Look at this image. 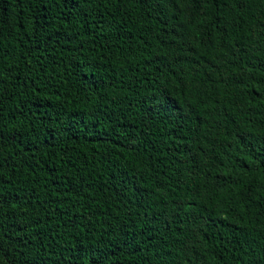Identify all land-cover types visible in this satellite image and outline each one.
Instances as JSON below:
<instances>
[{
    "label": "trees",
    "instance_id": "trees-1",
    "mask_svg": "<svg viewBox=\"0 0 264 264\" xmlns=\"http://www.w3.org/2000/svg\"><path fill=\"white\" fill-rule=\"evenodd\" d=\"M0 264H264V0H0Z\"/></svg>",
    "mask_w": 264,
    "mask_h": 264
}]
</instances>
